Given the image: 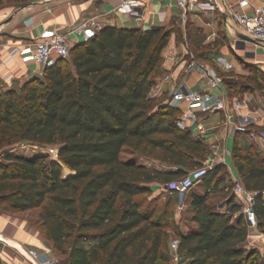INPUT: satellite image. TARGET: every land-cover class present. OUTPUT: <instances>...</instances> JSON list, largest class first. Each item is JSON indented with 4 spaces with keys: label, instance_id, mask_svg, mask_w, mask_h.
Returning <instances> with one entry per match:
<instances>
[{
    "label": "trees",
    "instance_id": "1",
    "mask_svg": "<svg viewBox=\"0 0 264 264\" xmlns=\"http://www.w3.org/2000/svg\"><path fill=\"white\" fill-rule=\"evenodd\" d=\"M169 37L165 29L105 26L73 47L70 59L0 92V205L9 213L40 209L35 225L62 264H169V229L191 264H264V253L246 245L241 206L231 200L223 211L222 201L209 202L221 192L224 165L203 180L207 192L191 195L196 228L187 233L137 200L150 195L151 184L180 180L210 157V146L171 118V105L149 96ZM50 146L59 161L45 152ZM28 147L41 152L22 154ZM124 149L174 170L124 161ZM233 160L241 182L258 194L264 234V157L236 144ZM222 193L226 200L231 191Z\"/></svg>",
    "mask_w": 264,
    "mask_h": 264
},
{
    "label": "crops",
    "instance_id": "2",
    "mask_svg": "<svg viewBox=\"0 0 264 264\" xmlns=\"http://www.w3.org/2000/svg\"><path fill=\"white\" fill-rule=\"evenodd\" d=\"M1 1L0 46L3 53L0 57V92L9 89L18 90L28 80L41 77L45 71V68L32 56L11 57L10 52L13 48L34 45L38 40L57 32L67 33L75 47L86 42L94 34L93 31L86 33L73 31L74 26L82 18L99 17L100 21L105 22V26L124 29L142 31L154 28L165 29L170 37L162 54V63L159 74L155 78L156 85L149 95L150 98L168 104L172 89L177 84L202 93L209 92L204 69L201 66L188 69L189 55L203 59L204 63L200 64L203 66H210L211 62L215 63L216 66L210 67L218 71L220 75L222 72L227 75L225 78L222 77V89L210 91V98L203 103L192 106L173 103L171 107L179 114L177 119L179 127L190 130L195 140L206 142L210 146V157L212 152H218L224 156L226 163L227 158L232 157L229 164L224 166L234 181H240L233 160L236 144L244 149L254 147L264 157L262 138L253 141L248 135L237 132L234 126H226L225 114L214 110L219 99L224 98L229 112L235 116L237 125H245L257 133H264V44L256 49V59H247L243 53L234 51L233 48L236 45L245 41L239 38V35H243L242 29L229 13H225L223 0H218L219 12L194 14L186 23L182 21L177 5L168 0H154L148 3L143 21L116 12L123 0ZM233 2L237 8L240 5L248 7L245 1L233 0ZM6 15L8 18H5ZM173 55L178 56L177 62L172 60ZM167 75L178 77V81H168L159 90L157 84ZM189 109L191 114L187 115ZM207 121H210L209 126L205 124ZM37 149L39 148L28 147L22 151V154L26 156H29V152L31 155L40 154L36 151ZM147 166L151 168L150 165ZM154 168L161 171L174 170L161 164H157L152 169ZM224 188L226 186L220 185L221 192L211 194L210 204L213 200L219 201L225 197L222 193ZM203 189L204 191L195 193L204 194L208 190L205 187ZM185 205L191 210L190 216L186 219L189 225H185L186 231L182 229V223L175 222L182 233L196 228V225L190 222L193 213L190 208L191 197ZM24 213H8L0 209V264H31L28 258L20 255L17 248L37 250L39 260L42 262L53 257L60 258L39 226L24 219ZM167 232L171 242L176 235L171 229ZM174 239H178L177 236ZM4 241L9 243V246ZM250 243L251 241L248 240L246 245L250 246Z\"/></svg>",
    "mask_w": 264,
    "mask_h": 264
},
{
    "label": "built area",
    "instance_id": "3",
    "mask_svg": "<svg viewBox=\"0 0 264 264\" xmlns=\"http://www.w3.org/2000/svg\"><path fill=\"white\" fill-rule=\"evenodd\" d=\"M154 0H123L116 12L119 14L126 15L130 18L138 21L145 20V8L148 3ZM173 1L181 12V19L184 23L188 22L190 17L194 14H207L216 13L220 11L218 0H168ZM241 2L247 3L248 7L240 5L236 7L233 0H223L225 13L230 14L231 17L236 21L237 25L242 29L243 35L249 37L254 43L243 42L240 45H236L233 49L236 52L243 53L247 59H256V49L264 44V0H240ZM5 18H8L6 15ZM105 27V22L100 21L99 17L82 18L78 24L73 28V31L77 32H88L93 31L94 33L99 32ZM73 45L71 38L67 33H54L49 37L38 40L34 45L25 46L23 48L16 47L10 52V56L15 55H29L44 68L51 65L57 60H68L71 57ZM3 53V49L0 46V57ZM189 55V54H188ZM172 60L177 62L178 56L173 55ZM188 69H194L195 67L201 66L204 69L206 84L209 92L202 93L192 89H188L184 85H175L172 89V95L169 99L168 104L183 103L187 106L203 103L207 101L211 94L210 91L221 90L223 86V78L218 71L210 66H203L195 59L193 55H189ZM173 80L178 81V77L173 75H167L158 84L157 87L161 90V86ZM224 98H220L214 107L215 111H221L226 117V126H234V129L242 134L248 135V137L257 141L259 138L264 140V133H257L251 130L248 126L237 125L235 122L234 114L230 113L228 107L224 102ZM191 114V109L187 112V115ZM48 155L51 159L59 161L58 148L47 149ZM225 165L226 160L223 155L218 152L212 153V156L208 159L202 167L196 168L190 171L185 177L180 180H176L167 185L159 186L158 190L153 193L155 194H179L180 200L176 204L175 216L180 218L186 211L185 198L196 186L202 184L209 171L213 169L215 165ZM256 192L248 190L244 184L240 181H235L233 190L228 199L223 200L219 209L223 211L228 210V202L233 200L235 204L241 206V216L244 218L246 226L249 230V239L251 241L249 249L258 250L261 254L264 253V234L258 229V217L256 213L257 203ZM6 245L9 243L4 241ZM17 251L20 255L29 259L31 264H62L61 259L53 257L48 261H40L39 253L35 249ZM170 264H191V259L184 255L180 250V242L178 239H173L170 242Z\"/></svg>",
    "mask_w": 264,
    "mask_h": 264
},
{
    "label": "rangeland",
    "instance_id": "4",
    "mask_svg": "<svg viewBox=\"0 0 264 264\" xmlns=\"http://www.w3.org/2000/svg\"><path fill=\"white\" fill-rule=\"evenodd\" d=\"M195 59L200 64L204 63L203 59H200V58H198L196 56H195ZM227 60L231 61L230 59H227ZM211 63L212 64H210V66H212V65L216 66L215 63H213V62H211ZM205 65H207V64H205ZM221 75H222L223 78H225L227 76L226 73H223V72H222ZM170 113L172 114V117H171L172 119L173 118L174 119H178L179 114H178L176 109L172 108V110H170ZM205 124H207L209 126L210 121H207ZM54 148L56 149V146L50 147V149H54ZM36 151L38 153L41 152L40 149H37ZM47 151L48 150L46 149L45 152L48 154ZM29 155H31V152H29ZM121 159L124 160V161L135 159L138 162L150 165L151 167H156V165L159 163L157 161V159L154 158L153 155H151L149 157H139L137 155H133L129 150H126V149H124V151L122 152ZM230 160H232V157H228L227 158V163H226L227 165L229 164ZM200 166H201V164H198V165L194 166V168L195 167H200ZM227 172L228 171L226 169L225 172H222L220 174V179H223V182L220 183V185L228 187L229 190L232 192L234 184H235V181H234V179L231 178L230 174H228ZM159 185H160V182L159 183L156 182L154 184H151L152 190L150 192V195H147V196L146 195H142V196L137 197V200H140L142 202L144 201L143 202L142 211H146L147 209H150V211L155 212V219H161L163 221V223H173V222L182 223V225H183L182 229L184 231H186L185 230L186 226H189L186 223V219H187V217L190 216L191 210L188 207L180 218H176V216H175L176 204L180 200V195L177 194V193H175L173 195L168 194V193H162L157 198L153 199V197L155 196V195H153V193H155L157 191V188L159 187ZM204 187L206 188L205 182H203L199 186H196L193 190L190 191L189 195L187 194V196L185 198V202L188 201V198H190L193 193L204 191V189H203ZM220 201H223V199L219 200V201L218 200H213L211 203L215 204V203H219ZM5 207L6 206H4L3 204L0 205V209L2 211L5 210ZM39 211H40V209H36L34 211H30V212L24 213V215H23L24 219H26L27 221H29L33 225L36 224V219H37ZM5 212H6V210H5ZM174 237L176 238V236H173V239H174ZM169 242H168V240H166V242H165L164 250H163L164 255L169 253ZM61 259L63 260L64 258L61 257ZM166 264H168V263H166ZM169 264H170V260H169Z\"/></svg>",
    "mask_w": 264,
    "mask_h": 264
},
{
    "label": "water",
    "instance_id": "5",
    "mask_svg": "<svg viewBox=\"0 0 264 264\" xmlns=\"http://www.w3.org/2000/svg\"><path fill=\"white\" fill-rule=\"evenodd\" d=\"M239 38L242 40V41H245V42H249V43H254V41L252 39H250L249 37L245 36V35H239Z\"/></svg>",
    "mask_w": 264,
    "mask_h": 264
},
{
    "label": "bare ground",
    "instance_id": "6",
    "mask_svg": "<svg viewBox=\"0 0 264 264\" xmlns=\"http://www.w3.org/2000/svg\"><path fill=\"white\" fill-rule=\"evenodd\" d=\"M160 194H155V196L153 197V199L157 198Z\"/></svg>",
    "mask_w": 264,
    "mask_h": 264
}]
</instances>
